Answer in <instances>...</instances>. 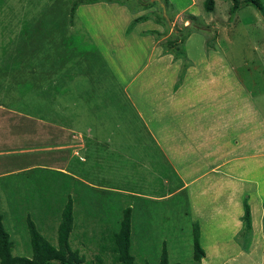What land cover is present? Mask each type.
I'll return each mask as SVG.
<instances>
[{"label": "rangeland", "instance_id": "rangeland-1", "mask_svg": "<svg viewBox=\"0 0 264 264\" xmlns=\"http://www.w3.org/2000/svg\"><path fill=\"white\" fill-rule=\"evenodd\" d=\"M120 1L133 10L143 9L142 1L149 0ZM202 1L195 0L200 12L192 20L189 12H176L168 0H152L150 18L162 21L165 15L173 22L167 26L162 21L164 32L155 34L157 44L168 51L183 48V43L170 48L167 41L185 20L195 31L207 29V49L216 44V49L224 51L226 62L235 67V74L264 115V0H260L261 13L251 5L240 6L230 20L231 0H213L211 12L203 8ZM72 2L0 0V108L7 127L5 138L9 139L8 133L16 141L10 153L19 154L12 157L17 163L5 165L4 176L0 175L1 222L11 241V254L30 256L27 219L56 246L57 224L70 198L68 241L82 256L81 264H122L111 239L125 207L130 209V264H158L162 247L167 264H199L192 258L194 225L204 256L210 237H215L217 248L226 245L222 241L226 232L215 223L206 226V218L205 233L199 235L197 219L188 216L175 174L160 155L141 151L137 144L144 136L135 112L70 15ZM219 19L224 30L215 29ZM94 113L103 116L97 133L110 129L115 135L112 139L121 141L118 137L125 136L131 142L126 149L133 162L127 161L128 167L109 172L105 166L111 162L113 167L110 159L100 172L92 167L91 151L85 157L80 152L82 140L75 122L87 124V115ZM43 155L54 161L39 162ZM106 156L99 155V159L106 161ZM111 156L120 159V155ZM198 206L207 215V204ZM241 232L234 237L237 244L244 238ZM206 259L200 264H206Z\"/></svg>", "mask_w": 264, "mask_h": 264}, {"label": "crops", "instance_id": "crops-1", "mask_svg": "<svg viewBox=\"0 0 264 264\" xmlns=\"http://www.w3.org/2000/svg\"><path fill=\"white\" fill-rule=\"evenodd\" d=\"M168 1L176 12L199 16L195 0ZM150 11L152 7L129 10L123 3L101 0L77 4L73 18L135 112L144 136L137 145L142 152L160 155L178 179L177 190L184 193L189 218L197 219L199 235L205 233L206 218V226L215 223L224 228L226 245L219 249L215 237H210L205 242L207 255L199 264L206 256V264H264V115L260 106L240 82L235 67L226 62L224 51L216 49V44L207 49V29L195 31L188 26L182 42L184 58L174 57L157 44L155 33L164 32L165 25L151 19ZM138 16L145 18L126 31ZM218 21L215 29L224 30L222 19ZM185 25H189L187 20L182 22ZM2 111L0 108V175L4 176V166L16 164L12 157L19 154L10 153L16 141L8 133L9 139L5 138ZM95 113L87 115V124L75 122L77 137L82 140L80 152L85 157L90 150L92 167L100 172L110 159L113 167L111 162L105 166L109 172L128 167L127 161L133 162L126 149L131 142L125 136L118 137L121 141L112 139L115 135L110 129L97 133L103 116ZM129 133L132 135L131 129ZM104 153L106 161L105 157L99 159ZM112 153L120 155L119 161ZM41 158L39 162L54 161L45 155ZM243 198L251 226L246 250L234 240L241 229ZM198 203L207 204V215Z\"/></svg>", "mask_w": 264, "mask_h": 264}, {"label": "trees", "instance_id": "trees-1", "mask_svg": "<svg viewBox=\"0 0 264 264\" xmlns=\"http://www.w3.org/2000/svg\"><path fill=\"white\" fill-rule=\"evenodd\" d=\"M101 0H73L70 6V15H73L74 8L79 3H91ZM107 2H118L122 4L120 0H102ZM150 1V0H149ZM143 2V9L149 7L152 3ZM231 6L229 8V17L230 20L234 12L240 7L245 5L253 6L259 13L262 12V4L260 0H231ZM213 0H203V8L206 11H211L213 9ZM140 3V2H139ZM149 3V4H148ZM193 20V16L189 15ZM145 16L135 17L131 23L127 26L126 31H128L131 26L138 20L144 19ZM160 19L167 25L170 23V19L165 15H161ZM157 22H162L158 21ZM190 24V23H189ZM188 26H182L179 29H174V38L169 39L167 43L170 48H175V46H181L183 40L188 34ZM158 34V33H155ZM178 43V45H177ZM165 50V49H163ZM168 51V50H165ZM176 51V52H175ZM174 57L184 58V52L182 46L178 49L170 51ZM241 234L244 233V238L242 241H238L246 250L249 243V234H250V213L249 207L246 202V199L242 200V215H241ZM28 240L30 245V256L22 255H13L11 254V241L7 231L3 228L1 222L0 214V264H81L82 256L78 254L75 249H71L68 241V236L70 229L72 227V207L70 198L67 199L60 216V220L56 228V246L50 244L44 237L35 228L33 222L30 219L26 221ZM194 233L192 236V258L194 261L198 262L203 255V249L199 244L197 225H194ZM238 235H240L238 233ZM130 209L125 207L122 211V217L118 224L117 232L113 234L112 245L113 251L116 253L117 260L122 264H130L131 255L129 253L130 245ZM158 264H167V253L164 247L160 252L159 263ZM175 264H185L176 262Z\"/></svg>", "mask_w": 264, "mask_h": 264}]
</instances>
